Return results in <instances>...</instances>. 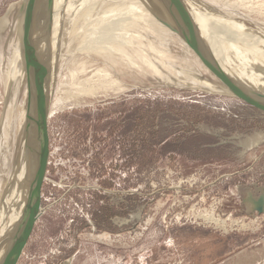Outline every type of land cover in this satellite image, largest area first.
<instances>
[{
    "label": "rangeland",
    "instance_id": "rangeland-1",
    "mask_svg": "<svg viewBox=\"0 0 264 264\" xmlns=\"http://www.w3.org/2000/svg\"><path fill=\"white\" fill-rule=\"evenodd\" d=\"M20 1L0 0V20L14 5L0 30V132ZM43 1L47 20L55 0ZM188 2L204 47L256 66L258 71L243 74L237 62L223 59L258 89L264 62H251L238 37L228 33L231 27L242 34L239 27L226 18L263 31L264 0ZM225 4L233 7L229 14ZM61 6L59 1L57 13ZM155 7L161 18L139 23L138 30L153 32L140 36L146 46L134 39L132 70L124 56L115 71L101 58L69 73L64 62L59 65L55 81L69 86L70 95L48 116L43 213L18 264H264V214L249 215L242 205L247 192L264 189V115L200 87L220 83L181 38L182 24L168 2ZM164 14L173 17L178 34L169 28L171 33L158 34L154 23L168 24ZM213 16L220 28L228 27L226 43L223 31L201 27V18ZM54 19L48 24L56 21L59 28V17ZM96 79L100 83L93 85ZM19 97L21 105L23 89Z\"/></svg>",
    "mask_w": 264,
    "mask_h": 264
},
{
    "label": "bare ground",
    "instance_id": "bare-ground-1",
    "mask_svg": "<svg viewBox=\"0 0 264 264\" xmlns=\"http://www.w3.org/2000/svg\"><path fill=\"white\" fill-rule=\"evenodd\" d=\"M22 1L25 2V0H21L20 3L17 4L18 7H20ZM59 1L62 6L60 12L57 13L56 5ZM188 1L183 0L184 4L190 3ZM157 2L160 3V0H55L53 10L50 11L52 15L48 14L47 20H44V18L46 19L45 14L47 13L42 9L44 1L34 0L27 16H25L26 12L23 13V15L17 16L14 26L16 30V32H14L16 40L11 44L13 47V55L12 58L10 57L9 69L5 73L6 77L4 78L6 98V107L4 108L6 110L0 132V186L3 184L2 188H0V264L4 257L10 252L15 239L19 238L18 228L22 215L27 207L29 192L31 190L30 186L35 176V147L37 148L40 145L39 126L37 127L35 124L36 116L41 113L42 105L46 109L47 116H49L56 108H61L66 102V97L70 95L68 90L69 86L63 85L62 83L61 86L60 83L55 81V76L60 73L59 67L62 66L60 64L64 62V64H66L65 66H68L67 69L69 73L75 69L74 67L79 68L88 60L97 63L98 59L101 58L103 60L106 59L104 61L115 71L117 70L116 68L122 64L123 58L125 57L127 59L128 71L132 70L133 57L135 56L134 50H138V47H134L136 46L134 45V39L140 40L141 44H138V46H146L143 44L140 36H142L143 32L150 30L146 28L138 30L139 23L141 21V25H144V22L152 23V19L159 20L161 18L159 15L161 12L158 10L156 11V7L154 8ZM247 4L250 5V3ZM247 4H245L244 7ZM192 5L194 4L192 3ZM13 6L14 5L10 6L6 16L0 20V30L6 27L8 22L7 18ZM221 8L228 12L230 10L229 8L233 7H228V5L225 4V6ZM246 9L252 11L251 6ZM201 13L207 15L206 13ZM229 13L230 12H228V14ZM163 16L167 19V23L171 25V27L178 29L173 25V23H175L173 17L169 18L165 14ZM220 16H222V14ZM24 17L27 22L25 29L23 26ZM50 17H52V19L59 17V28L56 26V21L55 25H53L54 23L52 26L48 24V21H50L48 19ZM230 17L228 19V17L226 18L225 16L229 23H233L234 27L235 25L239 27L237 31L239 30L242 34L235 33L236 31L231 32V27L228 28L227 26H225V30L226 28H228V30L230 29L228 33L232 34L234 38L238 37V39L235 38V40L243 45V50H247L246 52L250 54V58L253 56L252 61L250 60L251 62L254 63V61H257L259 64L261 61L264 62V30L251 29L248 25H242L236 21L234 17ZM201 19L203 21L202 23H204L201 27L211 32V27L214 26L215 28L213 27V30H221L224 33L225 39H223L224 37L221 38L222 35H220L221 37H219V39L226 40L228 34L225 32L227 30L225 31L220 28L219 25L221 21L219 19H216L214 22H212L215 19L214 16L209 22L203 20L204 17ZM154 24V26L158 28V34L171 33L163 23ZM150 31L153 32L152 30ZM199 37L201 38L203 48L205 45L204 41L201 36ZM228 40L229 39L226 41ZM217 43L219 44L220 42ZM227 44L229 43L227 42ZM232 46L234 47V45ZM207 47L205 51L211 54L213 60L220 66L224 73L232 79V82L238 88L242 89L243 92H246L245 90L248 89L253 91L260 96V101L264 102V70L259 71L262 75L261 73L258 74L259 81L257 89L256 86H253L254 84L251 85L252 83H250V85H248L244 78H240L239 76H241V74L238 76L236 75L239 71H243V74L247 72L249 74L250 71L251 74V70L256 66L251 67L249 62L248 64L246 63L247 65H244L243 58H240L243 60V63H239L236 60L232 61L229 56L221 52H219V54H222L220 56L222 59H220L218 55L215 54L218 46L215 48L216 52L213 50L215 53L207 49ZM222 47L223 45L220 48ZM230 47L227 46L225 48L229 49ZM140 49L145 50L143 48ZM232 49L230 48L229 50L231 51ZM234 49L235 52L237 50L236 54L233 51L235 55L239 54V56L237 55L238 57L243 55L240 54L242 52L239 51V47H234ZM110 56L112 57L111 59L109 58ZM245 56L246 54L243 57ZM223 59L229 62L231 61L234 66H237L236 64L238 63V67L240 66L238 68L239 71H235V69L231 68L233 66L227 65ZM252 65L254 66V64ZM69 66H72V68H69ZM153 68L152 66L149 67L151 71L156 72ZM255 69H257V67ZM253 72L254 71H252V73ZM243 74L242 77H244ZM256 76L255 78H257ZM247 80L250 81V79ZM98 81L99 79H96L92 84L98 85L100 83V81ZM256 82L257 81H255V84ZM199 84L200 87L202 86V88L207 91L230 95L227 89L222 85H216L206 81L199 82ZM22 89L24 90L25 100H23L20 105L18 102H20L19 96ZM209 220H211V218Z\"/></svg>",
    "mask_w": 264,
    "mask_h": 264
},
{
    "label": "water",
    "instance_id": "water-1",
    "mask_svg": "<svg viewBox=\"0 0 264 264\" xmlns=\"http://www.w3.org/2000/svg\"><path fill=\"white\" fill-rule=\"evenodd\" d=\"M34 0L22 1L19 7L18 15L27 16ZM169 6L174 10L178 19L181 22L182 30L184 34H181V38L187 44V46L194 52L196 57L201 61L202 65L214 76L217 83L224 86L232 98L240 101L246 106L256 110L260 114L264 115V102L260 101V96L251 90H245L238 88L232 79L224 73L220 66L213 60L211 54L205 51V47L202 48L201 38L198 36L195 25L193 24V17L190 10L186 8L183 0H166ZM27 10V11H26ZM190 15V16H189ZM191 20V21H190ZM167 28L176 32V29L171 27V25L163 23ZM27 22L23 20L24 29L26 28ZM177 33V32H176ZM178 34V33H177ZM203 49V50H202ZM206 53H205V52ZM40 110V109H39ZM39 116V117H38ZM36 116L35 124L39 126L40 135V145L35 147V163L36 171L31 190L29 192L27 207L22 215L20 225L18 228L19 238L15 239L14 245L12 246L10 252L4 257L1 264H18L30 238L33 233L34 227L43 213L42 208V190L45 181V173L47 169L48 162V130L47 122L48 116L45 107L42 105L41 113ZM242 205L246 208V213L249 215L264 214V189L259 190L257 197H254L253 192L249 191L246 193L245 197L242 199ZM17 234V235H18Z\"/></svg>",
    "mask_w": 264,
    "mask_h": 264
},
{
    "label": "flooded vegetation",
    "instance_id": "flooded-vegetation-1",
    "mask_svg": "<svg viewBox=\"0 0 264 264\" xmlns=\"http://www.w3.org/2000/svg\"><path fill=\"white\" fill-rule=\"evenodd\" d=\"M258 195H254V197H257Z\"/></svg>",
    "mask_w": 264,
    "mask_h": 264
}]
</instances>
